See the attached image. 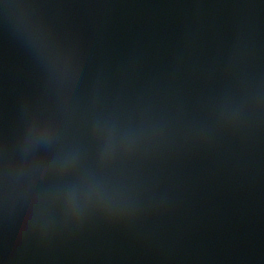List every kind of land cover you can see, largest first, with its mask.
Listing matches in <instances>:
<instances>
[{
  "label": "water",
  "instance_id": "1",
  "mask_svg": "<svg viewBox=\"0 0 264 264\" xmlns=\"http://www.w3.org/2000/svg\"><path fill=\"white\" fill-rule=\"evenodd\" d=\"M0 264H264V0H0Z\"/></svg>",
  "mask_w": 264,
  "mask_h": 264
}]
</instances>
